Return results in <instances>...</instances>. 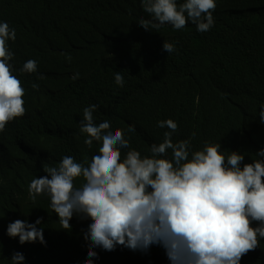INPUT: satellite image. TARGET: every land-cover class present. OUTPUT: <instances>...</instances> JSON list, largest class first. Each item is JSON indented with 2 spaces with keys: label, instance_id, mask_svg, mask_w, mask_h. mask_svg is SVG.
Instances as JSON below:
<instances>
[{
  "label": "trees",
  "instance_id": "1",
  "mask_svg": "<svg viewBox=\"0 0 264 264\" xmlns=\"http://www.w3.org/2000/svg\"><path fill=\"white\" fill-rule=\"evenodd\" d=\"M0 264H264V0H0Z\"/></svg>",
  "mask_w": 264,
  "mask_h": 264
}]
</instances>
